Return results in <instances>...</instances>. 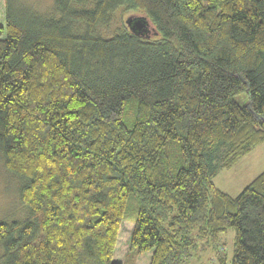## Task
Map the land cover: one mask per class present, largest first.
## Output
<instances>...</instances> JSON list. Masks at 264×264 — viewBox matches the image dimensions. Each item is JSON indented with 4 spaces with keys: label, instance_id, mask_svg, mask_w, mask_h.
Wrapping results in <instances>:
<instances>
[{
    "label": "trees",
    "instance_id": "trees-1",
    "mask_svg": "<svg viewBox=\"0 0 264 264\" xmlns=\"http://www.w3.org/2000/svg\"><path fill=\"white\" fill-rule=\"evenodd\" d=\"M76 1L0 9V158L28 213L0 220V264H125L131 194L128 253L188 264L234 228L231 264H264V170L214 182L264 141V0ZM120 6L148 34L98 35Z\"/></svg>",
    "mask_w": 264,
    "mask_h": 264
},
{
    "label": "rangeland",
    "instance_id": "rangeland-1",
    "mask_svg": "<svg viewBox=\"0 0 264 264\" xmlns=\"http://www.w3.org/2000/svg\"><path fill=\"white\" fill-rule=\"evenodd\" d=\"M17 8H32L35 12L44 16H56L54 0H13ZM96 0H79L75 6L78 8H91ZM0 9L3 14L2 22L7 9V0H0ZM143 12L137 9L120 6L112 14L107 24H101L98 35L111 37L116 32L124 28L128 18L133 14ZM242 104H248V92L239 96ZM264 170V141L256 146L250 153L242 156L233 167L220 168L214 177L215 184L223 191L235 196ZM10 175V174H9ZM0 158V220L13 219L22 220L27 216V211L20 204L18 179L9 176ZM138 202L137 197L131 194L128 199V207L124 225L120 231L115 259L124 261L125 264H149L151 252L128 253L130 249V236L137 217ZM198 249L193 252L188 264H231L235 250V229L229 228L222 232L217 243H203L200 241ZM4 253V248L0 244V257ZM220 257L224 259L221 261Z\"/></svg>",
    "mask_w": 264,
    "mask_h": 264
},
{
    "label": "water",
    "instance_id": "water-1",
    "mask_svg": "<svg viewBox=\"0 0 264 264\" xmlns=\"http://www.w3.org/2000/svg\"><path fill=\"white\" fill-rule=\"evenodd\" d=\"M130 29L137 34H148L146 31H149V26L151 25L149 19L144 15H131L127 22Z\"/></svg>",
    "mask_w": 264,
    "mask_h": 264
}]
</instances>
